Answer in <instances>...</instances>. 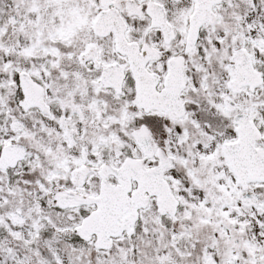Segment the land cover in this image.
Masks as SVG:
<instances>
[{
    "label": "snow or ice",
    "instance_id": "obj_1",
    "mask_svg": "<svg viewBox=\"0 0 264 264\" xmlns=\"http://www.w3.org/2000/svg\"><path fill=\"white\" fill-rule=\"evenodd\" d=\"M0 264H264V0H0Z\"/></svg>",
    "mask_w": 264,
    "mask_h": 264
}]
</instances>
